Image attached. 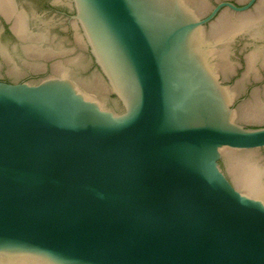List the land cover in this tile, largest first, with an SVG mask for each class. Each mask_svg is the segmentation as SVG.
Returning <instances> with one entry per match:
<instances>
[{"label": "water", "instance_id": "water-1", "mask_svg": "<svg viewBox=\"0 0 264 264\" xmlns=\"http://www.w3.org/2000/svg\"><path fill=\"white\" fill-rule=\"evenodd\" d=\"M140 77L264 220V0H50Z\"/></svg>", "mask_w": 264, "mask_h": 264}]
</instances>
